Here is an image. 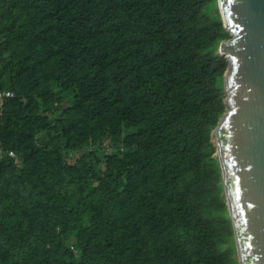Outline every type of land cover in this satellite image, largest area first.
I'll return each mask as SVG.
<instances>
[{"label":"trees","instance_id":"trees-1","mask_svg":"<svg viewBox=\"0 0 264 264\" xmlns=\"http://www.w3.org/2000/svg\"><path fill=\"white\" fill-rule=\"evenodd\" d=\"M229 37L217 0H0V264H240Z\"/></svg>","mask_w":264,"mask_h":264},{"label":"water","instance_id":"water-1","mask_svg":"<svg viewBox=\"0 0 264 264\" xmlns=\"http://www.w3.org/2000/svg\"><path fill=\"white\" fill-rule=\"evenodd\" d=\"M226 110L212 130L240 264H264V0H218Z\"/></svg>","mask_w":264,"mask_h":264},{"label":"built area","instance_id":"built-area-1","mask_svg":"<svg viewBox=\"0 0 264 264\" xmlns=\"http://www.w3.org/2000/svg\"><path fill=\"white\" fill-rule=\"evenodd\" d=\"M14 95H15V92L12 90H0V99L4 97H12ZM9 154L15 157V153L13 151H10Z\"/></svg>","mask_w":264,"mask_h":264},{"label":"rangeland","instance_id":"rangeland-1","mask_svg":"<svg viewBox=\"0 0 264 264\" xmlns=\"http://www.w3.org/2000/svg\"><path fill=\"white\" fill-rule=\"evenodd\" d=\"M217 3H218V0H217ZM220 44V43H219ZM219 47V46H218ZM212 141L214 142L215 146H216V143H215V139L212 137ZM215 155H217L218 157V154H217V148H216V151H215ZM224 196H225V199H226V194H225V191H224ZM233 241L235 243V246H236V241H235V235L233 233ZM235 257L239 260V257H238V252H237V247H236V252H235Z\"/></svg>","mask_w":264,"mask_h":264}]
</instances>
